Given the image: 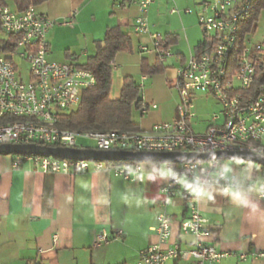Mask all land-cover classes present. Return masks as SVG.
I'll return each mask as SVG.
<instances>
[{
  "label": "crops",
  "instance_id": "obj_1",
  "mask_svg": "<svg viewBox=\"0 0 264 264\" xmlns=\"http://www.w3.org/2000/svg\"><path fill=\"white\" fill-rule=\"evenodd\" d=\"M189 3L199 6L200 0H154L147 19L149 14L158 15L173 4ZM36 8L53 22L47 33L48 59L74 65L95 53L96 43L103 39L107 28L116 26L130 36L135 34L133 25L140 14L136 6L121 0H46ZM184 10L178 15L187 14ZM67 19L72 23L63 24ZM64 28L79 36L62 33ZM154 28L162 35L175 36L170 49L179 42L176 28H162L159 24ZM201 39L190 46L185 35L188 53L176 50L169 57L172 63L162 62L165 70L150 76L142 99L144 104L157 107L145 112L147 120L137 121L140 130L175 119L179 100L172 86L175 70ZM137 42L141 43L139 39ZM138 45L133 43V51L115 55L111 99L119 97L125 76L139 73L141 81L148 80V75L140 73L143 57L151 64L159 61L153 53H139ZM208 122L196 124L201 130L194 131L202 133ZM17 156L0 154V264H134L139 252L153 243L162 248L177 244L180 249H188L197 241L230 253L218 262L206 264H264V256H254L264 253V200L257 197L264 165L237 159L221 162L226 173L235 175L239 189L224 193L220 185L208 184L200 190L197 205L208 234L195 236L181 229V222L188 216L181 194L164 208L160 206V189L167 183L165 162H142L141 172L130 180L107 168L73 175L43 172L29 160L15 166ZM162 209L171 217L165 243H160L154 230L156 215ZM102 231L119 235L107 244L95 245V237ZM240 253H247V258L241 261ZM165 264H196V260L168 259Z\"/></svg>",
  "mask_w": 264,
  "mask_h": 264
},
{
  "label": "built area",
  "instance_id": "obj_2",
  "mask_svg": "<svg viewBox=\"0 0 264 264\" xmlns=\"http://www.w3.org/2000/svg\"><path fill=\"white\" fill-rule=\"evenodd\" d=\"M134 5L140 14L135 18L133 32L148 35L151 44L138 45L141 54L153 53L164 62L172 52L164 36L151 32L147 11L154 0H121ZM250 0H201L198 24L208 43L189 52L185 61L175 70L172 86L179 100L176 117L170 122L154 123L149 130L73 131L58 124L59 114L71 110L80 102L82 90L95 83L92 71L67 62L49 60L47 33L53 22L34 5L24 10L0 7L1 32L7 39L17 36L13 51L0 55V122L1 144H39L52 147L89 148L79 140H92L96 150L141 152L246 151L264 157V37L252 41L245 36L239 42L240 19L249 9ZM180 13L174 5L170 9ZM185 12H191L185 9ZM72 23L71 19L63 24ZM1 36V35H0ZM17 56L28 65L27 80L14 62ZM111 67H113L111 65ZM202 92L212 95L220 106L202 133H196L190 124L195 117L194 95ZM156 104H143L145 113ZM29 160L43 172H63L70 175L83 171L110 169L124 179H133L142 170V162L97 161L61 159L44 155H18L14 165ZM167 183L160 189V206L164 208L177 194H181L188 216L181 222L183 232L195 236L208 234L206 220L200 215L197 196L208 184H218L224 193L239 189L234 174L226 173L220 159L207 161L166 163ZM257 197L264 200V166ZM171 217L163 209L156 215L154 230L160 243L167 242ZM113 236L98 233L94 244H107ZM57 235H54V240ZM230 255L216 250L210 244L197 241L188 249L177 244L162 248L153 243L139 252L134 264H165L168 259L196 260V264L218 262ZM254 256L262 257L263 252ZM243 261L247 253L238 254Z\"/></svg>",
  "mask_w": 264,
  "mask_h": 264
},
{
  "label": "trees",
  "instance_id": "obj_3",
  "mask_svg": "<svg viewBox=\"0 0 264 264\" xmlns=\"http://www.w3.org/2000/svg\"><path fill=\"white\" fill-rule=\"evenodd\" d=\"M46 0H0L1 6L12 4L16 10H24L29 5L38 6ZM264 13V0H250L247 13L240 19L238 38L243 42L245 36L253 30L254 23ZM1 32V20H0ZM166 44L174 43V37L170 34L163 35ZM17 36L4 39L0 36V55H8L13 51ZM208 43L202 39L196 48H201ZM120 51H133L131 36L119 27L106 29L103 39L96 43V51L85 62L76 66L86 68L95 75V83L84 88L77 107L63 111L59 115L58 124L73 131H110V130H140L139 123L134 119L137 111L140 115L142 107V86L134 76H125L119 97L110 98L112 86L111 65L115 55ZM165 70L161 61L149 63L144 57L141 60L140 73L142 75H154ZM10 117H1L0 122L12 120ZM223 160H220L222 162Z\"/></svg>",
  "mask_w": 264,
  "mask_h": 264
},
{
  "label": "rangeland",
  "instance_id": "obj_4",
  "mask_svg": "<svg viewBox=\"0 0 264 264\" xmlns=\"http://www.w3.org/2000/svg\"><path fill=\"white\" fill-rule=\"evenodd\" d=\"M184 0H182L183 2ZM187 2V0H185ZM201 1V0H200ZM186 4V3H185ZM183 4L182 6L173 4L172 6H176L180 11L183 9H190L191 12H186L187 14L178 15V13H173L170 11V8H165L158 15H151L148 16V22L151 29V32H158L157 28H154V24H159L160 26L164 25H170L171 28H176L178 34H179V42L171 48V52L174 53L176 50H181L184 52V54L188 53L187 44L185 41V35L187 36L188 42L190 46H194L198 39H201L203 37V32L201 26L198 24V14L201 12V7L199 6H192L189 3V7L187 5ZM11 7L12 4H10ZM69 28L62 29V33H68V36L70 37H78L79 35L74 33L71 34V31H68ZM160 32V31H159ZM164 32V31H163ZM185 33V34H184ZM1 37L5 36L4 34L0 33ZM132 39L134 46L138 45V39L141 41L142 44H151L150 38L148 35H139V37L132 33ZM248 37L252 41H258L264 37V13L260 15L258 20L254 23L253 30L249 33ZM81 60L83 57L80 58ZM14 62L18 65L21 71V79L26 81L27 76V68L28 65L25 61L21 60L19 57L14 56L13 57ZM174 61V60H173ZM166 64H171L172 60L167 57L165 59ZM133 76L139 81V83L142 85L143 93L145 92V89L148 87L149 79L147 81H141L139 79V73L133 74ZM153 77V76H152ZM152 79V78H151ZM193 111L195 113V117L192 120V125L194 130H201L199 128V125L196 124H202L206 120H210L211 116L214 113H220V106L217 103L216 99L212 95H205L202 92H197L194 95V101H193ZM134 119L136 121H140V119L147 120L148 119V113H144L142 116L139 114V112L134 113ZM79 144H82L83 146L93 148L94 142L92 140H79ZM223 161H226L224 159ZM147 163V162H143Z\"/></svg>",
  "mask_w": 264,
  "mask_h": 264
},
{
  "label": "water",
  "instance_id": "obj_5",
  "mask_svg": "<svg viewBox=\"0 0 264 264\" xmlns=\"http://www.w3.org/2000/svg\"><path fill=\"white\" fill-rule=\"evenodd\" d=\"M0 154L44 155L61 159H85L97 161L165 162L184 163L207 161L210 159L250 160L264 165V157L246 151H215L207 153L192 152H141V151H103L91 148L52 147L39 144H1Z\"/></svg>",
  "mask_w": 264,
  "mask_h": 264
}]
</instances>
